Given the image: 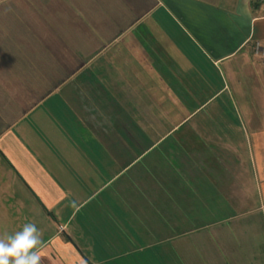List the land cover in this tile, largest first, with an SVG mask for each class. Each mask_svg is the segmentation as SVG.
<instances>
[{
  "label": "crops",
  "instance_id": "1",
  "mask_svg": "<svg viewBox=\"0 0 264 264\" xmlns=\"http://www.w3.org/2000/svg\"><path fill=\"white\" fill-rule=\"evenodd\" d=\"M262 2L0 0L2 96L39 77L0 131V236L34 223L43 264H264Z\"/></svg>",
  "mask_w": 264,
  "mask_h": 264
},
{
  "label": "rangeland",
  "instance_id": "2",
  "mask_svg": "<svg viewBox=\"0 0 264 264\" xmlns=\"http://www.w3.org/2000/svg\"><path fill=\"white\" fill-rule=\"evenodd\" d=\"M37 56L39 55L28 54V57L30 59L34 58L33 65L39 64V60L38 59L36 60ZM24 71H25V74L17 78L20 84L14 86V89L12 90L11 94L3 95V96H6L7 100L0 101V131L6 130L5 128L9 127L8 125L9 123H12L13 121L17 122L20 113H24L27 110H34V112H37V111L39 112V101L36 98H32V97H38L39 93L37 92L36 94L31 91L32 90L31 88L39 87L38 86L39 77L34 71L32 72L27 71V70H24ZM36 71L39 74V69H37ZM19 90L21 91V93L24 92L23 96L21 94L19 95L18 93ZM0 94H1L0 98L3 99L4 97L2 96L3 94L2 90H0ZM34 112L31 114H34ZM30 116H28L23 121L21 120L16 125L15 129L19 131L21 127L26 126V122L28 121V118H32Z\"/></svg>",
  "mask_w": 264,
  "mask_h": 264
},
{
  "label": "clouds",
  "instance_id": "3",
  "mask_svg": "<svg viewBox=\"0 0 264 264\" xmlns=\"http://www.w3.org/2000/svg\"><path fill=\"white\" fill-rule=\"evenodd\" d=\"M42 247L41 231L34 223H25L20 231L0 236V264H43Z\"/></svg>",
  "mask_w": 264,
  "mask_h": 264
},
{
  "label": "built area",
  "instance_id": "4",
  "mask_svg": "<svg viewBox=\"0 0 264 264\" xmlns=\"http://www.w3.org/2000/svg\"><path fill=\"white\" fill-rule=\"evenodd\" d=\"M264 3V2H262ZM255 50L258 51L260 50L262 52V54H264V42H256L255 43Z\"/></svg>",
  "mask_w": 264,
  "mask_h": 264
}]
</instances>
